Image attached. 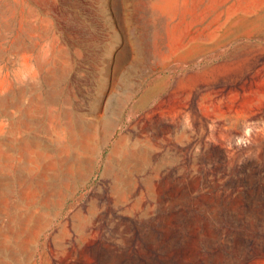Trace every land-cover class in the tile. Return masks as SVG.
Masks as SVG:
<instances>
[{"label":"rangeland","instance_id":"rangeland-1","mask_svg":"<svg viewBox=\"0 0 264 264\" xmlns=\"http://www.w3.org/2000/svg\"><path fill=\"white\" fill-rule=\"evenodd\" d=\"M151 123L180 125L168 142L189 172L264 170V0H0V237L47 214L12 264H221L240 233L264 237L238 218L206 244L160 180L138 208L113 193L110 157Z\"/></svg>","mask_w":264,"mask_h":264},{"label":"bare ground","instance_id":"bare-ground-1","mask_svg":"<svg viewBox=\"0 0 264 264\" xmlns=\"http://www.w3.org/2000/svg\"><path fill=\"white\" fill-rule=\"evenodd\" d=\"M179 126V124L168 125V136H163L157 130L156 123H151L146 127V136L136 138L118 157H110L115 159L116 170L113 193L118 192L126 204H134V207L138 208L140 205L137 202L138 192L146 195L144 185L148 187L151 182L156 183L158 180L167 183L170 188L172 187L168 193L172 198V204L176 205L180 202L186 204L191 211V222L196 220L202 226L211 227L213 236L202 237L208 245L217 246L223 243L219 239L222 226L227 224L246 226L239 223L238 218L249 220L250 231H260L264 234V184L262 182L264 170L251 165V175L247 176L244 172L246 169L238 168L240 175L237 174L235 177L232 169L225 164L216 167L217 172H214L211 164L199 165L195 162L193 167L198 171L189 172L183 165L184 159L181 154L172 145L174 143L169 145L171 142H168L172 136L176 137ZM163 139L165 142L160 143ZM200 146L203 148L202 142ZM204 151L205 154L208 153L206 149ZM183 174L186 175L185 180H180L179 176ZM186 181L190 185L189 188H186ZM235 182L239 183L237 193L233 191ZM0 193H3L2 188ZM193 198L196 202L191 205ZM22 208V206L16 207L18 210ZM194 208L195 214H193ZM139 212L144 215L146 211L141 207ZM29 214L28 219L24 216L18 219L17 215L13 219L11 235L16 240V246L7 244L9 239H12L11 235L0 237V264H12V261L17 259L24 261L29 256V243L43 227V218L47 217V214ZM3 234L5 235V231L1 230L0 235ZM229 234V238L234 236L230 231ZM239 236H242V242L236 243L229 249L237 257L229 258L230 255L219 252L217 256L223 259L221 264H237L236 262L241 259L262 254L261 245L264 244V237L255 236L252 233H240Z\"/></svg>","mask_w":264,"mask_h":264}]
</instances>
